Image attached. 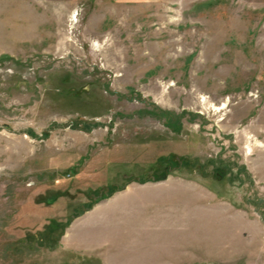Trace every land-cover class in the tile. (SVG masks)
Segmentation results:
<instances>
[{
  "label": "rangeland",
  "instance_id": "obj_1",
  "mask_svg": "<svg viewBox=\"0 0 264 264\" xmlns=\"http://www.w3.org/2000/svg\"><path fill=\"white\" fill-rule=\"evenodd\" d=\"M0 264H264V0H0Z\"/></svg>",
  "mask_w": 264,
  "mask_h": 264
},
{
  "label": "bare ground",
  "instance_id": "obj_2",
  "mask_svg": "<svg viewBox=\"0 0 264 264\" xmlns=\"http://www.w3.org/2000/svg\"><path fill=\"white\" fill-rule=\"evenodd\" d=\"M224 108H225V105H224Z\"/></svg>",
  "mask_w": 264,
  "mask_h": 264
}]
</instances>
